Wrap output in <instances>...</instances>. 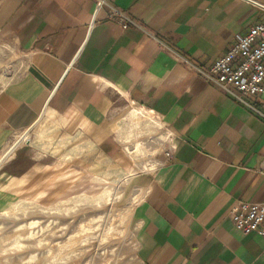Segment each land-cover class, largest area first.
I'll use <instances>...</instances> for the list:
<instances>
[{
	"label": "crops",
	"instance_id": "0c3cea01",
	"mask_svg": "<svg viewBox=\"0 0 264 264\" xmlns=\"http://www.w3.org/2000/svg\"><path fill=\"white\" fill-rule=\"evenodd\" d=\"M96 3L0 0V47L22 56L0 86V150L35 130L41 154L131 171L125 178L142 192L133 209L142 264H264V237L232 218L239 202H264V120L199 72L264 22V9L252 0H106L96 13ZM113 8L134 23L124 28ZM134 110L176 136L171 158L136 173L129 153L138 146L126 145Z\"/></svg>",
	"mask_w": 264,
	"mask_h": 264
},
{
	"label": "rangeland",
	"instance_id": "374dc122",
	"mask_svg": "<svg viewBox=\"0 0 264 264\" xmlns=\"http://www.w3.org/2000/svg\"><path fill=\"white\" fill-rule=\"evenodd\" d=\"M21 57L12 46L0 47V86ZM145 112L132 113L134 137L126 143L138 146L128 152L137 158L134 173L158 165L167 146L166 128ZM34 131L0 150V264H142L133 220L142 192L125 178L131 171L99 157L41 154L31 145L42 139ZM20 151L25 155L16 159Z\"/></svg>",
	"mask_w": 264,
	"mask_h": 264
},
{
	"label": "built area",
	"instance_id": "2783aa9c",
	"mask_svg": "<svg viewBox=\"0 0 264 264\" xmlns=\"http://www.w3.org/2000/svg\"><path fill=\"white\" fill-rule=\"evenodd\" d=\"M106 0H97L96 13ZM252 2L264 9L263 4ZM111 17L117 19L124 28L134 23L132 18L117 8ZM199 72L223 92L250 107L264 120V22L252 25L246 34H238L233 46L209 68H199ZM166 128L162 139L167 146L163 152L171 158L176 148L175 134ZM236 227L244 234L256 232L264 237V202L241 201L232 214Z\"/></svg>",
	"mask_w": 264,
	"mask_h": 264
}]
</instances>
